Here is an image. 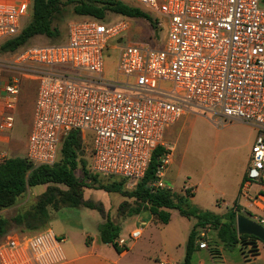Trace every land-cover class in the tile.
<instances>
[{"label":"built area","instance_id":"2783aa9c","mask_svg":"<svg viewBox=\"0 0 264 264\" xmlns=\"http://www.w3.org/2000/svg\"><path fill=\"white\" fill-rule=\"evenodd\" d=\"M138 3L161 17L166 28L161 47L130 41L126 18L106 25L82 17L68 24L60 43L25 44L0 56V142L14 130L26 81L38 86L24 155L34 167L56 163L71 131L90 132V172L136 184L163 145L166 129L184 113L195 109L221 123L247 121L257 136L240 197L260 210L258 216L245 214L264 227V0ZM30 4L33 0H0V45L20 33ZM115 38L113 80L103 73L105 50ZM9 157L0 147V162ZM161 160L155 185L167 188L163 176L170 152ZM253 182L259 189L251 194ZM141 234L136 227L128 238ZM128 238L115 242L125 247ZM64 240L50 227L11 233L0 239V264H59L65 260ZM199 247L208 243L201 240Z\"/></svg>","mask_w":264,"mask_h":264},{"label":"trees","instance_id":"16d2710c","mask_svg":"<svg viewBox=\"0 0 264 264\" xmlns=\"http://www.w3.org/2000/svg\"><path fill=\"white\" fill-rule=\"evenodd\" d=\"M68 4L73 5L74 13L81 17L103 21L108 13H115L130 18H145L153 27H157V19L151 13L123 0H33L31 21L19 34L4 41L0 51H15L37 35H60L61 31L54 25V21L63 15ZM82 140L81 131L74 130L65 136L60 147V158L53 165L34 167L25 156H10L0 162V239L8 233L11 223H15L20 232L32 233L49 227L55 213L63 207H90L98 209L104 218L97 227L101 240L112 244L118 251L123 249V246L115 242L120 236L121 224L112 218L102 203L84 198V188L89 186L76 175L79 164H82L85 174L93 181L97 182L99 175L90 172L87 160L79 158ZM166 151L164 145L155 148L145 176L135 184L133 190L123 189V182L99 184L100 189L120 191L125 197L133 198L132 202L124 200L119 204V216H131L148 210L160 223H168L171 219L170 210L177 209L183 216L196 218L186 243L183 264L191 263L192 253L199 248L197 240L200 230L207 227L216 230L218 239L225 246L233 248L241 244L244 252H257L260 239L237 231L236 217L241 212L237 202L229 211L219 214L193 205L189 199V190L178 193L155 185L162 164L161 155ZM123 180L128 181L127 178ZM38 184L48 186L28 209L18 212L12 219L1 214L2 210L15 205L28 188ZM56 184H64L66 188Z\"/></svg>","mask_w":264,"mask_h":264},{"label":"rangeland","instance_id":"374dc122","mask_svg":"<svg viewBox=\"0 0 264 264\" xmlns=\"http://www.w3.org/2000/svg\"><path fill=\"white\" fill-rule=\"evenodd\" d=\"M123 1L132 5L136 4V6H140L138 0ZM140 7L151 13L152 16L157 19V27H153V25L145 18H130L115 13H108L106 19L102 22L106 25H111L120 19L126 18L131 23L128 33V39L130 41H140L152 46L161 47L166 36V28L162 25L161 17L143 6ZM32 13L33 4H30L28 14L21 17V28H24L31 21ZM81 19V16L74 13L73 5L68 4L65 7L63 15L59 16L54 21V25L58 26L61 31L60 35L56 37L37 35L29 39L26 44L60 43L66 39L68 24L73 20ZM117 42L118 40L116 38L110 41L108 48L105 50L104 56L103 74L105 77L113 80L117 78L116 61L119 52L114 48V43ZM7 53L8 52L6 51H0V56H7ZM37 90L38 86L35 82L30 83L29 81H26L22 87L20 95L21 102L14 130L8 139L5 140L2 145L0 144L2 148L9 152L10 156H24L26 153L25 150L27 147L28 135L31 130ZM193 110L197 114L192 117L189 127L184 134V144L187 147V153L190 154L192 160H195L192 166L210 165L223 171H235L243 165H246L248 168L250 165L253 141H255L257 136V130L255 127L253 128L247 122L242 120H232L231 122L221 123L216 121V117L210 118L202 111ZM82 139L83 146L79 158L87 160L89 163L92 148V134L90 132H82ZM76 175L89 186L84 188V198L93 200L96 203H102L105 210L112 216L120 217L118 214V201L121 196H123L124 200H133V198L125 197L120 191H106L98 188L99 184L123 182V189L133 190L135 184L129 180L125 181L119 176H99L97 182L93 181L85 174L81 163L76 169ZM56 185L63 189L66 188L64 184ZM47 186L48 185L38 184L28 188L15 205L3 210L1 214L12 219L18 212L28 209L38 199V196L47 188ZM258 189L259 184L253 182L250 186V190L252 191L251 194L255 193ZM241 201L244 203L245 207L241 212L244 214L247 212L257 216L260 214V210L256 206L246 202L243 198ZM215 209L221 211V214L228 211L225 207H215ZM173 212V218L178 219L179 225L182 227L185 224L189 225V220L191 218L181 216L177 210H173ZM101 217L103 218L101 212L96 208H63L62 211L59 210L55 213V216L50 221L49 227L55 232V234H67L70 239L79 240L86 233H97V230L94 227V221L101 219ZM128 219L129 218H127V220L121 225V227L123 226L124 228V233L127 238L128 234H126V229L129 224H131V220ZM17 229L18 226L15 223H11L8 233L4 236H9L11 233H20ZM205 231L206 233L203 236V239L210 245L214 246L218 244L219 247L224 248L226 252H230L233 249L225 246L224 243L218 240L216 230L207 227ZM258 244L261 247L264 243L260 240Z\"/></svg>","mask_w":264,"mask_h":264},{"label":"crops","instance_id":"0c3cea01","mask_svg":"<svg viewBox=\"0 0 264 264\" xmlns=\"http://www.w3.org/2000/svg\"><path fill=\"white\" fill-rule=\"evenodd\" d=\"M196 114L194 110L184 113L165 131L163 145L170 152L171 160L165 170L163 181L165 186L174 192L183 193L191 190L189 199L193 205L221 214V211H217L215 207H225L229 211L235 206V202L240 206L244 204L241 201L240 192L247 167L243 165L235 171H223L210 165L192 166L195 160H192L187 153L184 134L192 117ZM248 124L254 128L252 124ZM0 144L2 145L3 142ZM122 201H124L123 196L119 199L118 205ZM173 210L177 209L170 210L171 219L168 223H160L148 210L124 217L111 215L121 225L127 218L131 220V224L126 229L128 236L131 229L136 227L142 229L141 236L131 241L128 239L121 251L101 240L97 227L103 221L102 217L94 221V227L97 230L95 234L86 233L79 240H72L67 234H57L59 237H65L62 242L65 260L59 264H159L161 261L167 264H183L186 243L196 218L189 217L191 218L189 225L185 224L182 227L178 219L173 218ZM177 211L180 214L179 210ZM205 230H200L198 245L201 240H204ZM120 237L127 239L123 226ZM192 254L190 264H264V244L261 247L258 244L257 252H244L241 244H237L230 252H226L218 244L213 246L208 243L207 248L199 247Z\"/></svg>","mask_w":264,"mask_h":264},{"label":"water","instance_id":"95a60500","mask_svg":"<svg viewBox=\"0 0 264 264\" xmlns=\"http://www.w3.org/2000/svg\"><path fill=\"white\" fill-rule=\"evenodd\" d=\"M236 228L239 234H251L258 237L264 243V227L249 218L246 214L238 213L236 217Z\"/></svg>","mask_w":264,"mask_h":264}]
</instances>
